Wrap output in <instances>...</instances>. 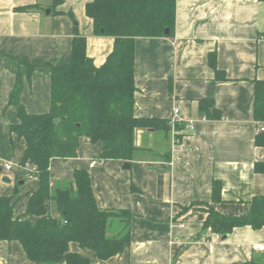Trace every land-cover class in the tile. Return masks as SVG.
<instances>
[{"label":"crops","instance_id":"0c3cea01","mask_svg":"<svg viewBox=\"0 0 264 264\" xmlns=\"http://www.w3.org/2000/svg\"><path fill=\"white\" fill-rule=\"evenodd\" d=\"M90 1L0 0V196H14L15 217L38 219L27 208L39 187L20 164L25 140L10 130L19 121L9 103L16 79L22 77L20 101L27 112L42 114L50 108V66L70 62L76 30L86 37L95 63L106 61L114 38L95 33L86 14ZM25 6L33 8L19 10ZM211 54L226 79L217 77ZM15 58L36 66L31 76ZM256 79L264 80V0H177L173 34L135 42V115L164 119L171 129H136L137 151L126 161L128 169L121 159H100L102 144L87 136L80 138L77 157L53 158L50 164L53 192L71 186L75 171L85 168L99 207L129 209L130 244L107 260L75 241L69 251L92 264L264 263L259 249L264 227H237L222 237L203 227L208 213L200 205L183 210L211 202L215 179L222 183L223 200L213 205L222 214H244L247 202L264 195V144L256 142L264 123L255 119ZM202 99L213 101L216 116L201 112ZM176 108L181 121L173 125ZM188 120L196 121L191 132L185 130ZM93 160L98 164L92 167ZM7 163L13 164L10 170ZM19 179L23 184L16 188ZM47 206L56 214L51 202ZM124 224L115 219L108 234L122 233ZM0 264L50 263L30 260L13 240L0 241Z\"/></svg>","mask_w":264,"mask_h":264},{"label":"trees","instance_id":"16d2710c","mask_svg":"<svg viewBox=\"0 0 264 264\" xmlns=\"http://www.w3.org/2000/svg\"><path fill=\"white\" fill-rule=\"evenodd\" d=\"M176 1L88 2L86 14L93 20L95 33L113 37V49L106 61L98 66L87 54L86 37L76 30L70 62L50 66L51 102L46 113L27 112L20 101L22 77H17L9 103L16 109L19 121L11 125L10 130L26 142L20 164L30 163L37 168L39 187L29 198L27 214L38 219L31 221L15 217L14 196H0V241H19L30 260L50 264L62 261L66 264H92L88 257L69 251V244L73 241L95 251L101 260L111 258L129 246L131 211L99 207L90 172L85 168L75 171L71 186L53 192L50 164L53 158L77 157L82 136L102 144L100 159L130 161L137 151L134 142L136 129H171L170 122L164 119L135 115V42L138 37L173 34ZM31 8L25 6L19 10ZM166 29L170 30L168 35ZM15 59L27 67L31 76L36 66ZM210 61L217 77L226 79L217 68L215 54H211ZM200 109L202 113L214 111V116L218 114L209 99L200 101ZM255 119L264 123V80L259 79L255 80ZM256 142L264 144V131L258 134ZM20 180L16 188L21 187ZM222 200V183L215 179L211 202H195L183 210L200 205L208 213L203 227L222 237L237 227H264V195H256L247 202V211L241 215L217 211L213 204ZM47 202L53 204L56 214L49 211ZM117 218L125 223L124 230L110 236L108 228ZM246 264L255 263L249 261Z\"/></svg>","mask_w":264,"mask_h":264},{"label":"built area","instance_id":"2783aa9c","mask_svg":"<svg viewBox=\"0 0 264 264\" xmlns=\"http://www.w3.org/2000/svg\"><path fill=\"white\" fill-rule=\"evenodd\" d=\"M178 116H179V110L176 108V109L174 110V116H173V118H172V124H173V125L176 124L178 121H181L180 118H179ZM202 119L205 120L206 117L203 116ZM195 123H196V121H194V120H188V121L184 122L186 132H191V131H193V130L195 129ZM258 131H259V132H260V131H264V125L259 126ZM175 135H176V133H175ZM178 143H179V140H178V139L176 138V136H175V138H174V140H173V144L176 145V144H178ZM97 164H98V162L95 161V160H93V161L91 162V166H92V167L95 166V165H97ZM12 167H13V164H12V163H7V164L5 165V168H6L7 170H10ZM23 168L26 170V175H27L28 178L36 177V172H37V168H36V166H34V165L30 164V163H27V164H25V165L23 166ZM259 249H260V250H264V245L259 246Z\"/></svg>","mask_w":264,"mask_h":264},{"label":"water","instance_id":"95a60500","mask_svg":"<svg viewBox=\"0 0 264 264\" xmlns=\"http://www.w3.org/2000/svg\"><path fill=\"white\" fill-rule=\"evenodd\" d=\"M48 12H49V10H48ZM169 32H170L169 29H166L165 30V34L166 35H168ZM130 166H131V164L129 162H125L124 163V168L128 169V168H130ZM3 181L10 183L11 182V179L8 176H4ZM20 184H23V181H21ZM224 237H226V236H224Z\"/></svg>","mask_w":264,"mask_h":264},{"label":"rangeland","instance_id":"374dc122","mask_svg":"<svg viewBox=\"0 0 264 264\" xmlns=\"http://www.w3.org/2000/svg\"><path fill=\"white\" fill-rule=\"evenodd\" d=\"M158 136H161V135H158Z\"/></svg>","mask_w":264,"mask_h":264}]
</instances>
